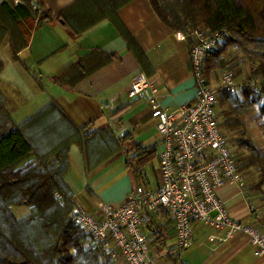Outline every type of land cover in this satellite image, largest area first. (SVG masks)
Masks as SVG:
<instances>
[{"label":"trees","instance_id":"trees-1","mask_svg":"<svg viewBox=\"0 0 264 264\" xmlns=\"http://www.w3.org/2000/svg\"><path fill=\"white\" fill-rule=\"evenodd\" d=\"M37 1L39 8L33 7ZM130 0H76L55 12L43 0H13L0 4V45L10 38L11 54L28 45L31 31L46 21L63 20L74 35L109 19L127 41L145 72L153 69L147 55L118 16V10ZM153 8L171 31H182L189 43L193 32L227 30V35L210 51L203 65L207 73L229 66L228 50L247 58L250 69L238 83L239 88H219L218 103L223 125L237 130L232 137L242 148L235 157L239 169L254 168L259 179L251 183L258 193L264 184V150L245 125V116L253 115L264 133V0H150ZM116 53L94 48L79 62L70 63L57 73V80L74 85L81 78L118 58ZM4 61L0 57V72ZM90 123L78 127L66 113L51 101L17 122L8 107L0 85V264H112L103 246L87 239L86 231L75 222L72 209L76 205L64 176L69 168L68 149L78 143L87 150L103 129H90ZM109 139V138H108ZM106 139L110 151L119 146L117 140ZM230 142V141H229ZM106 144V145H107ZM130 166L145 183L142 165L156 157L155 146L135 145ZM114 147V148H112ZM108 153L97 157L106 158ZM26 206L28 213L18 216L13 207ZM150 219V214L147 215ZM172 219V218H171ZM173 220V219H172ZM264 223V216L261 220ZM153 227V226H152ZM152 241L166 244L167 235L160 226L152 230ZM169 254V253H168ZM169 257L179 258L173 249Z\"/></svg>","mask_w":264,"mask_h":264},{"label":"crops","instance_id":"crops-1","mask_svg":"<svg viewBox=\"0 0 264 264\" xmlns=\"http://www.w3.org/2000/svg\"><path fill=\"white\" fill-rule=\"evenodd\" d=\"M5 1L11 0H0V4ZM43 1L59 12L76 0ZM35 8L38 9L39 4ZM118 16L147 55L153 67L150 73L142 69L126 39L109 19L76 35L67 29L62 19L43 22L31 31L28 45L18 52L17 59L12 57L9 36L0 45V57L4 61L0 85L17 122L54 101L78 127L90 123V129L107 128L88 144L90 160L86 148L78 143H71L68 149L69 168L64 179L73 192L76 205L89 213H96L104 203H121L141 181L130 166L135 158L136 144L155 146L156 157L159 154L157 118L151 114L146 99L128 95L133 76L143 72L151 79L159 87L161 103L170 111L196 98L191 44L186 34L168 30L150 0H130L118 10ZM94 48L116 53L119 57L74 85L57 80L60 70L79 62ZM111 137L119 144L113 151L102 142L106 139L111 143ZM253 139L259 143L256 135ZM105 153H108L106 158L97 159ZM142 166L146 177L143 184L153 187L160 181L159 166L156 168L152 159ZM246 183V179L243 184L228 182L218 193L233 218L257 223L264 230L261 221L264 211L253 199L252 193L256 192L246 188ZM18 208L23 211L21 216L28 213L26 206ZM149 214L146 227L151 239L154 227L160 226L167 235L166 244L159 245L165 253L161 256L175 263L174 257L168 256L175 242L174 221L164 211ZM193 238L194 243L179 254L176 264H264V254L257 252L258 245L247 234L225 238L223 229L207 222H195Z\"/></svg>","mask_w":264,"mask_h":264},{"label":"built area","instance_id":"built-area-1","mask_svg":"<svg viewBox=\"0 0 264 264\" xmlns=\"http://www.w3.org/2000/svg\"><path fill=\"white\" fill-rule=\"evenodd\" d=\"M16 0V3H20ZM227 35L226 29L196 30L190 48L196 78V98L170 111L158 96L159 87L143 72L131 79L128 95L144 98L157 118L160 181L153 187L137 184L119 204L104 203L96 213L75 205L72 215L87 239L107 252L112 264H176L152 241L146 227L149 213L166 212L174 221V254L194 243L195 222L225 231V238L247 234L264 254V230L259 224L235 219L218 190L246 179L232 152L223 117L217 110L219 88H239L234 73L219 74V87L203 71L210 51Z\"/></svg>","mask_w":264,"mask_h":264},{"label":"rangeland","instance_id":"rangeland-1","mask_svg":"<svg viewBox=\"0 0 264 264\" xmlns=\"http://www.w3.org/2000/svg\"><path fill=\"white\" fill-rule=\"evenodd\" d=\"M225 59L230 60L229 66L222 67V68H216V69H213V70L208 71L206 73L207 75L211 74L213 76V78L215 80V84H217L218 87H219V81H218L219 74L221 72H223L225 69H231L233 71L234 77H235L237 83L240 80H242L241 78H243L249 72V69H250V65H249L247 58H245L243 55H234V50H232V49L228 50V52L226 53ZM225 107H226V105H223V104L221 105L219 103L217 104V110H218L221 117H223V116L220 113V110L222 108H225ZM250 114L253 115L252 113H250ZM251 115L249 116V114H248V117L245 118V125L253 137H255V135H256L259 138L258 139L259 144L262 146V148L264 150V133H263L262 129L258 127V124H257L258 120L254 119L255 116H251ZM224 129H225L227 135L229 136L230 146L233 148L232 149L233 152L235 154H239L242 151V148L238 147L236 145L235 139L232 138L235 135L237 130H235V129L229 130L225 126H224ZM152 161L155 163V167L157 168L159 166L158 156L154 157L152 159ZM146 167H147L149 177L151 179L152 173H151L148 165ZM244 173H246V182H247L246 185L247 186H250L251 183H253L254 181L259 179L258 173L254 170V168L246 169V172L244 171ZM150 182H152V180ZM149 183H147V184H149ZM150 185H152V184H150ZM261 188H262V191H259L258 193H252V196H253V199H256V203L259 205L258 207H260L261 210L264 211V184H262ZM25 209H27V208H25ZM13 210L18 216H21L23 214V211L21 210V208L13 207ZM263 211H261V214L263 213Z\"/></svg>","mask_w":264,"mask_h":264},{"label":"water","instance_id":"water-1","mask_svg":"<svg viewBox=\"0 0 264 264\" xmlns=\"http://www.w3.org/2000/svg\"><path fill=\"white\" fill-rule=\"evenodd\" d=\"M34 3H35V7H37V6H38L37 2L35 1ZM103 101H104V102H107V99H103ZM150 227H151V226H150Z\"/></svg>","mask_w":264,"mask_h":264}]
</instances>
